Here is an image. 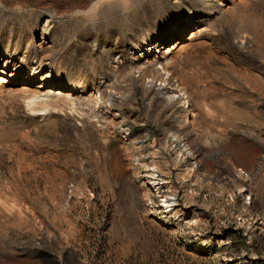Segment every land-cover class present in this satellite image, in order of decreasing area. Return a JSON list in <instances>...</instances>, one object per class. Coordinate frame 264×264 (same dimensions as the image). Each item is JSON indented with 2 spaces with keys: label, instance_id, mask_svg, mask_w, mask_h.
Listing matches in <instances>:
<instances>
[{
  "label": "rangeland",
  "instance_id": "rangeland-1",
  "mask_svg": "<svg viewBox=\"0 0 264 264\" xmlns=\"http://www.w3.org/2000/svg\"><path fill=\"white\" fill-rule=\"evenodd\" d=\"M95 1L0 0L3 43L32 60L48 20L41 65L59 63L60 80L72 69L82 83L74 105L47 111L26 102L46 89L40 79L0 90V264H54L46 253L59 264H264V0H118L100 16ZM191 10L201 18L187 40L152 47L156 60L139 72L140 49L183 29ZM149 81L181 95L150 97ZM110 90L136 99L117 116ZM123 120L155 138L152 155L169 150L168 132L188 133L200 165L173 184L185 194L177 213L115 138ZM160 157L169 174L173 153Z\"/></svg>",
  "mask_w": 264,
  "mask_h": 264
},
{
  "label": "bare ground",
  "instance_id": "bare-ground-1",
  "mask_svg": "<svg viewBox=\"0 0 264 264\" xmlns=\"http://www.w3.org/2000/svg\"><path fill=\"white\" fill-rule=\"evenodd\" d=\"M205 6H210L213 3H218V5L226 6L225 0H203ZM92 8L99 7L97 9L99 16L103 15L105 12H108L109 8L112 6L121 7L122 3L118 0H97L92 4ZM90 7V6H89ZM91 8V9H92ZM223 8V7H222ZM226 8V7H225ZM113 9V8H112ZM88 10V9H87ZM96 10V9H95ZM89 13V12H88ZM87 14V13H86ZM191 17L185 20L184 28L181 30H173L168 35L156 39L150 42L148 45H145L144 48H141L142 52L140 57L144 60L138 67V71L141 73H147L150 70L151 63L156 60V55L151 58L150 49L157 48L159 46L165 47V53L171 51L172 48L178 47L181 43H184L187 40L188 34L186 33V28L191 24L200 22V14L195 10H191ZM91 19V18H90ZM48 20L44 24L42 28V36L40 40L36 44V53L34 58L29 59L25 52L17 51V42L11 43V39H8V43L5 45L3 43V39L0 33V90L5 89L6 84H18L25 83L30 85L40 79V84L38 88H46L45 90H37L34 94L27 98V104L33 109L37 111H47L51 108H58L59 101L66 99L72 105L75 103V97H73V92H79L82 88V83L77 76H75L74 71L67 70L65 76L66 80H60V64L59 63H48L45 65H41L42 57L39 55L41 49H43L46 42V35L48 33ZM10 41V42H9ZM155 44V45H154ZM141 46V45H139ZM158 51V49L156 50ZM166 61V60H165ZM142 62V61H141ZM59 64V65H58ZM65 70V69H64ZM152 79V78H151ZM151 81V80H150ZM149 81V82H150ZM108 82V79L102 80V83ZM161 83H148L145 89V92L148 96L153 97L160 92L159 89H162V94H167L168 99L176 100L180 97L181 94L172 93L169 94L167 91L163 90L160 87ZM164 85V84H163ZM25 88V87H22ZM180 88V87H179ZM65 90H70L72 92H65ZM182 89L180 88V91ZM184 95L186 92H182ZM105 94L100 93L99 90H96L93 95V102L96 105H99L102 102H105L103 98ZM187 97V96H186ZM136 99V94L134 91H124L123 93L117 94L115 91H109L106 98V105L108 109H111L113 106L118 107V111H115V115L123 114L124 110V101L126 99ZM182 101V102H181ZM178 104L181 107V120H187L190 122L191 113L189 112V103L187 98H180ZM120 121H118L119 123ZM195 127V126H194ZM245 173V171H242ZM148 183V182H147ZM152 195V194H151ZM158 199L157 197H153ZM173 205V206H172ZM176 202L171 196H167L164 201V211L175 212L177 213L179 210L176 206ZM151 214H156V211L152 208ZM162 214V213H161ZM67 263V259L65 256L64 264Z\"/></svg>",
  "mask_w": 264,
  "mask_h": 264
},
{
  "label": "built area",
  "instance_id": "built-area-1",
  "mask_svg": "<svg viewBox=\"0 0 264 264\" xmlns=\"http://www.w3.org/2000/svg\"><path fill=\"white\" fill-rule=\"evenodd\" d=\"M148 134L145 132L142 135H137L132 126L123 120L118 123V130L114 136L129 149L130 157L134 159V164L138 165L139 169L142 168L144 179H148L147 182L152 195L159 198L160 204L165 209L164 201L167 196L173 197L176 204H178L179 197L185 195L183 191L173 192V184L178 183L180 180H185V176L191 177L198 169L200 161L191 146L188 133L180 131L168 132L165 142L168 144L169 150L162 153L158 148H155L154 151L160 153L155 155H152L149 150L155 145V138L150 141ZM171 152L174 155L173 160L177 165H169V174H165L158 168V164L154 162L159 161L158 159L161 158L160 155L162 154L167 158L168 155H171ZM151 155L153 157L156 156L157 159L149 160L150 165H147V162L144 161H147Z\"/></svg>",
  "mask_w": 264,
  "mask_h": 264
},
{
  "label": "water",
  "instance_id": "water-1",
  "mask_svg": "<svg viewBox=\"0 0 264 264\" xmlns=\"http://www.w3.org/2000/svg\"><path fill=\"white\" fill-rule=\"evenodd\" d=\"M48 256H50L52 258V261L54 262V264H59L58 260H57V256H53L52 254L50 253H46Z\"/></svg>",
  "mask_w": 264,
  "mask_h": 264
}]
</instances>
